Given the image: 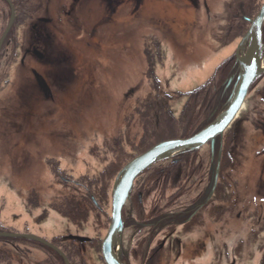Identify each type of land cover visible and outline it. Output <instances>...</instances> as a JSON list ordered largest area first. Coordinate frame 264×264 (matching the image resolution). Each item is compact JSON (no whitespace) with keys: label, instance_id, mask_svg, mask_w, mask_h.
Segmentation results:
<instances>
[{"label":"flooded vegetation","instance_id":"flooded-vegetation-1","mask_svg":"<svg viewBox=\"0 0 264 264\" xmlns=\"http://www.w3.org/2000/svg\"><path fill=\"white\" fill-rule=\"evenodd\" d=\"M261 15L259 71L231 123L134 178L113 243L121 264H264V0H0V39L12 17L0 45V264H107L118 171L228 108ZM139 63L147 91L135 96ZM101 99L119 127L89 141L102 167L79 174L61 161L82 164L74 129L96 123ZM38 169L65 192L47 193Z\"/></svg>","mask_w":264,"mask_h":264},{"label":"water","instance_id":"water-1","mask_svg":"<svg viewBox=\"0 0 264 264\" xmlns=\"http://www.w3.org/2000/svg\"><path fill=\"white\" fill-rule=\"evenodd\" d=\"M261 19L262 15L253 22L249 30L250 42L248 51L246 56L241 60L244 73L241 75V80L232 93L228 108L195 134L188 137L161 141L134 157L118 171L112 186L111 222L102 242V254L107 264H121L113 250V243L121 229L120 211L128 200V192L134 178L141 171L159 160L196 149L208 140H213L217 134L221 133L231 123V120L244 99L249 83L259 71L261 56ZM11 23L12 17L0 39V45Z\"/></svg>","mask_w":264,"mask_h":264},{"label":"rangeland","instance_id":"rangeland-1","mask_svg":"<svg viewBox=\"0 0 264 264\" xmlns=\"http://www.w3.org/2000/svg\"><path fill=\"white\" fill-rule=\"evenodd\" d=\"M140 72H141V67H140V63H139V64H136L134 66V77L136 78L137 82L134 83L133 85L138 86V92L135 94V96H137V95L141 96L142 94H144V92L147 91V88L145 87L144 83H141L142 80H141V73ZM122 87H123V85H121L120 83L117 85V90H116L117 100H116L115 104H117L118 108L121 106V103H122L121 99H120V93L123 90ZM95 107L96 108H93L91 111L94 112L95 114H97V116L95 118V119H97L96 123H94L93 125L91 123L89 125L90 127L86 131L78 132V130H81L83 128H79V129L77 128L76 130L74 129V133L79 134L78 135L79 137L74 136L76 138V140L82 139L85 141L86 144L85 145L79 144L80 146H83V147L82 148H75L76 150H79V152L77 154H72L73 158L71 160H73L74 156H75L78 161L80 160L82 162V164L81 165H78V164L75 165V164H72L71 162L64 160V159L61 161L64 166L70 164V166H74L75 168L77 167V173H79V174L85 173V171H88V172L96 171V172H98V170L101 169L100 165L102 167V164L97 159H95V157L89 156L90 147H87L89 145L88 144L89 141H91V145H95L96 143L99 144L101 142V137H108L109 135L115 133L116 129H118V127H119V121H118V118H119L118 115L119 114H117L118 112H116L115 109H114V111L111 109V105L105 104L104 101L101 99V100H97ZM56 118H58L57 123H58V126L61 127V129H66V130L71 132L72 129H71V127L70 128L68 127V120L69 119L67 117L64 119V122H63L62 116H57ZM76 121L78 122V120H76ZM62 133H66V131H64ZM43 170L44 171H42L41 169H38L39 175H37L36 177L38 178V182L40 184L44 183L49 188L47 193L57 194L60 192H65L63 185L61 183L60 184L56 183V181L51 179L48 171L45 169H43ZM108 214H109V212H108ZM94 217H95V213H94ZM86 232L92 233V228L91 227L87 228Z\"/></svg>","mask_w":264,"mask_h":264}]
</instances>
